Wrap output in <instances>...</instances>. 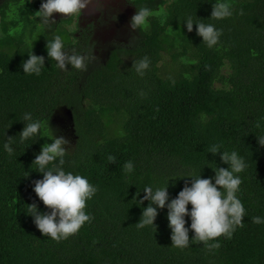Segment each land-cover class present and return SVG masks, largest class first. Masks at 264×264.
Returning <instances> with one entry per match:
<instances>
[{
  "label": "trees",
  "instance_id": "obj_1",
  "mask_svg": "<svg viewBox=\"0 0 264 264\" xmlns=\"http://www.w3.org/2000/svg\"><path fill=\"white\" fill-rule=\"evenodd\" d=\"M132 1L154 12L149 26L138 28L132 50L137 59L150 60L143 76L133 67L136 61L120 52L99 55L101 41L91 22L76 37L75 17L40 22L42 0H0V264H264V223L253 222L264 219V147L257 142L264 136V0H230L233 15L223 20L209 18L215 0ZM188 17L221 29L218 44L208 48L195 24L188 32ZM57 34L66 49L90 57L85 70H60L47 57L46 40ZM31 51L45 57L39 76L21 68ZM61 106L72 115L64 129L56 124ZM25 112L42 127L21 142ZM67 127L63 167L98 191L86 202L92 222L57 242L41 235L27 205L48 211L32 190L42 179L32 162L51 142L50 133L62 136ZM9 137L11 156L3 149ZM213 144L237 151L247 163L237 193L246 213L242 226L230 238L209 241L219 244L211 250L191 231L188 247L172 246L166 208L158 209L156 230L138 228L149 203L136 204L138 190L137 200L143 187H162L169 179L172 199L190 179L172 178L189 171L208 178L212 164L228 167L219 153L207 152ZM127 161L134 164L132 173L124 171Z\"/></svg>",
  "mask_w": 264,
  "mask_h": 264
},
{
  "label": "clouds",
  "instance_id": "obj_2",
  "mask_svg": "<svg viewBox=\"0 0 264 264\" xmlns=\"http://www.w3.org/2000/svg\"><path fill=\"white\" fill-rule=\"evenodd\" d=\"M90 3H92V0H42L36 13H38V18L42 24L50 25L55 22L54 19H50L53 13L63 14L59 16L60 18L64 16L66 18H78L82 10ZM135 8L137 11L130 19L131 29L147 28L149 18L154 15L153 10L147 6L138 8L134 6ZM233 11L230 0H215L211 5L209 18L213 20L230 18ZM239 14L243 15L242 9ZM204 20L199 18L193 20L192 17H188L183 22L188 32L193 31V25L195 24L197 36L202 38V42L208 48H212L218 44L223 33L214 24L205 23ZM110 32H112L110 34L112 36L113 31H107V33ZM115 37L124 39L125 35ZM136 37L131 46L123 45V52L119 49L125 60L127 59L124 56L126 51L133 53ZM45 47L47 57L54 60L60 70H67L68 66L77 70L87 68L90 57L78 53L75 48L66 49L64 40L58 34L54 35L52 39L46 40ZM44 63V56H38L31 51L30 54H27V59L21 64L23 74L39 76L42 69L45 68ZM149 64L150 60L145 56L134 62L133 67L139 75L143 76ZM60 111L68 112V121L72 118L66 107L63 106ZM201 119L206 120V117L202 115ZM21 121L24 122V127L19 133L21 142L39 134L42 127L41 122L34 120L31 112H25ZM11 140L12 137H9L3 145V149L8 156H11L14 152ZM50 141V143H44L41 146L40 152L35 155L32 162L36 165L35 170L42 173V179L33 182L32 190L48 211H39L37 205L33 203L27 205V214L32 217L33 223L41 235L59 242L76 234L85 223L92 222L94 217L85 211L86 202L94 197L98 188L91 184L86 177L65 171L63 167L64 157L67 152L66 145L69 143L65 137L50 133ZM257 142L264 147V136L257 137ZM222 148V144H213L207 152L214 156L219 153L221 163L228 165V167H216L215 164H212L213 167L211 168L214 176L208 178H201L200 172L197 174L192 171L172 178H190L185 180L183 188L175 198L169 199L167 190L169 179L162 187L150 185L143 187L144 195L139 200L136 199V196H140L138 190L136 196L133 197L136 204L138 206L143 205L144 201L149 203L146 207H143L136 226L138 228L151 226L156 230L154 221L158 215V209L166 208L171 245L174 247H188L190 231L193 233L192 239L204 243L210 250L218 248L219 244H208L209 241L220 236L230 238L236 227L242 226L246 214L244 205L238 198L237 193L242 184L239 174L247 168V163L237 151L229 152L222 150ZM108 160L113 163L115 157L109 156ZM123 168L125 173H132L134 164L132 161H127ZM188 205H191L190 209ZM185 217L190 220L187 227L185 226ZM253 222L261 224L264 223V219L256 216L253 217Z\"/></svg>",
  "mask_w": 264,
  "mask_h": 264
},
{
  "label": "flooded vegetation",
  "instance_id": "obj_3",
  "mask_svg": "<svg viewBox=\"0 0 264 264\" xmlns=\"http://www.w3.org/2000/svg\"><path fill=\"white\" fill-rule=\"evenodd\" d=\"M91 4L93 10L90 11V15L78 17L80 22L76 20L74 27L76 25V27L79 28L74 30V35L76 37L81 36L80 33L82 28L91 22L90 26L97 30L98 38L101 41V43L96 47L100 51V56L103 55L104 57H107L108 52L111 50L119 53L120 45L131 46L134 38L139 34L138 29L133 30L130 27V19L137 11L134 9L133 1L92 0ZM54 14L55 13H53V15ZM87 28H89V26ZM109 30L113 31L112 36L107 34V31ZM122 34L125 35L124 39H118L115 37L121 36Z\"/></svg>",
  "mask_w": 264,
  "mask_h": 264
},
{
  "label": "rangeland",
  "instance_id": "obj_4",
  "mask_svg": "<svg viewBox=\"0 0 264 264\" xmlns=\"http://www.w3.org/2000/svg\"><path fill=\"white\" fill-rule=\"evenodd\" d=\"M92 10H93V7H92V4L90 3L85 9L82 10L81 15L79 17H85L87 15H90L89 13ZM36 11H38V10H36ZM60 15H63V14L55 13L50 19H57L58 18L57 20H59V16ZM82 15H84V16H82ZM86 18H88V17H86ZM73 20H75V21L77 20V21L80 22V20L78 18H76V17ZM111 33L112 32L107 33V34L110 35ZM38 34H39V32H34V36H36ZM122 48H124V46L123 45H120L119 46V49L121 50V52H123L122 51ZM135 54L136 53H130V52H127L126 51L124 53V56L127 58L126 61L127 60L128 61H138L139 59H137V57H136ZM62 108H63V106L59 107L58 109H62ZM67 121H68V112H66V111H59L58 117L56 118V122H57V125H58L57 127L62 128V129L66 128ZM67 129H68V131L65 134L62 135L63 137L70 134L71 131L69 130L68 127H67ZM70 135H69V137H70ZM67 141L69 142L70 140L68 139Z\"/></svg>",
  "mask_w": 264,
  "mask_h": 264
}]
</instances>
